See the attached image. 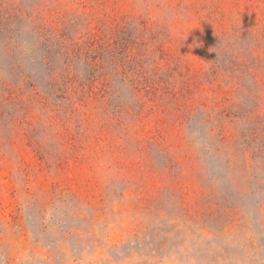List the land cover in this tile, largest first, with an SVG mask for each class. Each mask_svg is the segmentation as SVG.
<instances>
[{"label": "rangeland", "instance_id": "1", "mask_svg": "<svg viewBox=\"0 0 264 264\" xmlns=\"http://www.w3.org/2000/svg\"><path fill=\"white\" fill-rule=\"evenodd\" d=\"M58 1L73 18L49 24L57 0H0V264H264V0L228 5L222 28L240 35L222 41H192L209 21L173 2L113 6L156 22L160 42L168 32L169 54L195 77L164 126L169 148L147 154L123 133L97 141L99 117L91 141L68 120L63 46L87 32L76 0Z\"/></svg>", "mask_w": 264, "mask_h": 264}, {"label": "trees", "instance_id": "2", "mask_svg": "<svg viewBox=\"0 0 264 264\" xmlns=\"http://www.w3.org/2000/svg\"><path fill=\"white\" fill-rule=\"evenodd\" d=\"M128 1H75L77 7L75 15L79 16L82 21V31L87 32V35L76 41L71 40L63 46L66 56L65 71L62 72L63 78L59 82L58 91L69 108L65 112L68 120L71 121L78 116V121L76 120L79 125L78 130L80 134L83 133L87 141L97 136L93 125L89 122L94 117L96 119L99 117L103 126L101 131H98L100 135L97 141L100 142L102 137L109 134L123 133L133 148L143 144L141 148L144 149L139 150L138 146L137 151L147 154L151 145L159 148L164 146V150H166L165 146L169 148L166 145L167 132L164 126L168 118L173 116L176 103L192 95L195 89L193 82L195 77H191V66L187 62L178 61L175 56L169 54L167 47L173 48V46L168 32L165 40L160 42L159 39L161 40L166 33L160 31V26L156 22L142 15L125 13L121 8H113L119 3L125 6ZM156 1L158 0H146L148 3ZM161 2L176 4L174 8L179 15L182 11L193 14L198 21H209V24L200 22L204 29L195 35L192 41L198 38L207 41L209 36L222 41L226 37L240 35L239 28L234 27L233 33L222 28L223 24L229 22L227 15L232 12L228 13L226 7L229 5L236 10L239 9L240 4L252 0H161ZM71 5V2L64 5V1L57 0V5L52 11L53 17L50 15L45 19L46 22L53 24V20L64 18L69 14L72 17ZM90 15L95 17L100 26L92 28L93 21ZM102 15L106 16V20H102ZM216 26L218 29H214ZM49 31L50 35L55 34L56 37L53 29ZM207 46L208 43L205 44V48ZM259 48L264 49V43L261 46L257 44V49ZM230 50L235 62L232 67L235 68L237 64L240 68L237 62L240 52ZM250 63V61L245 63V66L249 67ZM261 65L264 66V62H261ZM235 74L225 72V77L232 75L238 79ZM233 77L229 76L230 84H233ZM56 83L54 82L53 85ZM190 83H193L192 86L182 87ZM135 84L136 89L133 87ZM120 85L122 89L129 86L130 98L120 94L122 92L117 94L115 86ZM213 93L215 103L212 110L216 111L220 105L221 91H213ZM131 99L135 101L132 102ZM191 102L192 100L190 104ZM102 106L100 114L99 107ZM202 107L209 117L212 113L211 108H205L204 105ZM109 130L110 132L107 133ZM111 147L121 153L130 152L129 148L125 147L124 151L123 146L116 143ZM115 162L120 164L122 161L115 160ZM122 165L124 166L123 163Z\"/></svg>", "mask_w": 264, "mask_h": 264}]
</instances>
